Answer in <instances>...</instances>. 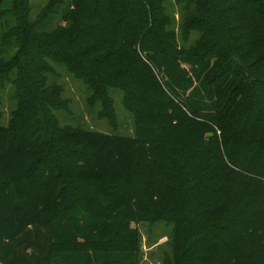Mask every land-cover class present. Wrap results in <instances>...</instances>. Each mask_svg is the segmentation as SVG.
<instances>
[{
  "label": "trees",
  "instance_id": "1",
  "mask_svg": "<svg viewBox=\"0 0 264 264\" xmlns=\"http://www.w3.org/2000/svg\"><path fill=\"white\" fill-rule=\"evenodd\" d=\"M164 1L47 0L30 18L29 0H0V82L19 109L0 123V264H139L137 223L160 220L173 225L164 264H264V125L249 99L264 111L250 79L264 66V0H178L181 27L218 38L205 56L177 46ZM220 46L242 70L218 64ZM52 63L102 114L120 88L134 136L67 128L34 158L62 102Z\"/></svg>",
  "mask_w": 264,
  "mask_h": 264
},
{
  "label": "rangeland",
  "instance_id": "2",
  "mask_svg": "<svg viewBox=\"0 0 264 264\" xmlns=\"http://www.w3.org/2000/svg\"><path fill=\"white\" fill-rule=\"evenodd\" d=\"M47 0H29L30 18H34L41 7L45 5ZM8 4L4 1L3 5ZM165 12L173 18V30L175 32L176 43L178 47L190 51H196L205 56V50L211 49L210 42L218 40L217 37L207 36L200 29H184L182 26L181 12L183 8L178 0H165L163 3ZM195 16V15H194ZM188 17L186 20H190ZM56 20L48 24V28H52L56 24ZM195 20H200L196 18ZM220 29V28H218ZM203 38L205 42L201 41ZM228 48V46H227ZM225 59H221L222 65L227 60L232 65L242 70L241 63L236 59L235 53L227 51L220 46ZM141 55V52L138 48ZM13 50L6 51L8 57L12 56ZM53 73L48 74V84L59 86L61 88V99L59 108L52 109L54 115V126L47 132L46 142L35 153L34 158H47L53 151H57L60 145L64 144L63 133L69 129H84L90 131H98L111 135L134 136V117L133 113L123 103V91L120 88L110 87L108 94L112 101V115L102 114V104L100 101L90 100L91 91L85 82L71 73L65 64L52 63ZM258 71V76L250 77L253 87L263 82L264 84V66ZM219 74V73H218ZM217 74V75H218ZM262 79H259L261 78ZM12 84L8 82H0V123L7 125L11 120L12 113L18 112V98ZM251 108L256 112L261 127L264 125V111L255 102L254 94L250 95ZM13 113V114H14ZM60 169L65 176H71L75 171L68 162L55 157ZM76 193L80 195L82 187L75 186ZM139 232V264H164V261H170L172 256L171 239L173 234V225L166 221L139 222L137 223Z\"/></svg>",
  "mask_w": 264,
  "mask_h": 264
}]
</instances>
